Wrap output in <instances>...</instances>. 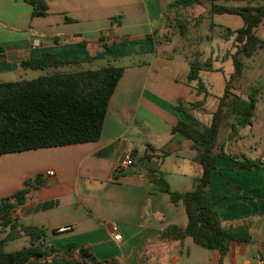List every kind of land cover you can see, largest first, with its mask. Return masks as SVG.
I'll list each match as a JSON object with an SVG mask.
<instances>
[{"label":"crops","instance_id":"crops-1","mask_svg":"<svg viewBox=\"0 0 264 264\" xmlns=\"http://www.w3.org/2000/svg\"><path fill=\"white\" fill-rule=\"evenodd\" d=\"M33 1L44 3V15H33ZM174 1L0 0V83L10 74L31 80L55 71L20 67L44 53L73 63L60 71L123 70L97 141L10 153L17 154L11 162L0 155V202L26 190L12 221L43 231L44 246L65 258L77 259L84 249L112 264L218 263L217 250L190 237H161L170 226L185 229L187 216L180 201L172 203L152 186L147 171L162 173L170 191L193 190L201 165L193 160L191 142L171 130L190 116L208 126L226 85L213 92L199 76L198 91L197 82H187L190 60L178 58L168 35ZM257 119L254 113L235 137L227 124L218 132L208 192L224 198L213 209L222 228H245L249 236L230 243L222 264L264 260V116ZM163 151L168 154L162 157ZM125 155H133L134 163L148 158L144 166L120 169ZM8 232L0 225V238ZM23 240L30 244L21 234L6 242L5 251H17Z\"/></svg>","mask_w":264,"mask_h":264},{"label":"trees","instance_id":"trees-1","mask_svg":"<svg viewBox=\"0 0 264 264\" xmlns=\"http://www.w3.org/2000/svg\"><path fill=\"white\" fill-rule=\"evenodd\" d=\"M210 2V15H231L242 19L243 26L235 31L224 33L228 40L234 36L236 51L232 54L233 74L226 82L219 106L208 126L202 125L193 117L187 121L179 120L172 128V134L191 142L195 151L193 160L201 165V176L194 181L193 190L185 193L170 191L163 174L148 168L149 182L159 191L169 195L172 203L181 202L186 216L185 229L175 226L166 228L161 237L167 240L180 241L190 237L193 242L207 250H217L222 260L232 241L249 240L245 228H222L218 213L213 209L222 200V195L210 197L208 188L210 173L214 169L216 155L214 149L218 132L223 124L231 130L230 137H235L240 128L251 123L256 98L249 96L246 101L232 96L230 82L240 75L243 67L242 58H249L257 47H264V41L254 33L255 28L264 23V7H231ZM34 16L45 14L44 3L33 1ZM201 0H175L169 9L199 5ZM184 24L179 23V34L184 35ZM171 27V26H170ZM70 61L59 60L52 54L44 53L36 59L21 62L22 69L46 71L31 80H18L0 83V155L19 153L29 150L69 146L97 141L102 132L103 121L108 110V102L119 79L122 68L105 65L96 70L60 71L59 68L71 65ZM211 70V61L200 63L189 62L187 82H197L198 91H202L199 73ZM185 113V110L176 106ZM231 119V122L228 121ZM168 153L163 151L162 157ZM224 156L223 154H220ZM133 159V155H131ZM148 157L137 159L131 166H144ZM253 165L254 163H248ZM130 166V167H131ZM245 168L246 166L243 165ZM25 191L0 202V225L9 227L5 238H0V264H112L97 261L92 254L79 249L76 258H65L59 251L43 244V231L34 227L18 226L12 221L11 212L16 206L24 203ZM21 234L28 236L30 244L20 250L7 252L6 242ZM43 246V248H42Z\"/></svg>","mask_w":264,"mask_h":264},{"label":"rangeland","instance_id":"rangeland-1","mask_svg":"<svg viewBox=\"0 0 264 264\" xmlns=\"http://www.w3.org/2000/svg\"><path fill=\"white\" fill-rule=\"evenodd\" d=\"M216 3L231 7L246 6L253 9L264 7V0H217ZM209 8L210 2L208 0H201L199 5L171 9V27L168 35H170V39L173 40V46L178 51V58L186 57L190 61L197 60L200 63L211 60V66L215 70L200 71L199 76L204 85H211L212 91L215 92L220 86L222 88L230 80L233 74L231 56L236 51L234 36H230L228 41L222 35L227 30L232 32L242 27L243 21L237 16L226 14L210 15ZM180 22L184 24V35L179 34ZM254 32L260 40L264 41V23L255 28ZM242 62L243 67L240 75L230 82V86L232 87L231 95L238 96L246 101H249V96H254L256 98V108L253 114L255 113V116L258 117L257 120L263 121L264 47H257L253 55L249 58H242ZM91 68L94 69L95 67ZM29 78L34 77H30L29 74L25 76L23 73H20L19 76L17 74H10L3 80L5 82H14L29 80ZM15 155L17 154H7L5 156L6 162L16 159ZM27 242V240H23L22 243L17 244V250L28 247L29 243Z\"/></svg>","mask_w":264,"mask_h":264},{"label":"built area","instance_id":"built-area-1","mask_svg":"<svg viewBox=\"0 0 264 264\" xmlns=\"http://www.w3.org/2000/svg\"><path fill=\"white\" fill-rule=\"evenodd\" d=\"M133 161H132V158L130 155H125L124 158L122 159V161L120 162V169L122 168H126V167H130L132 165ZM46 174L48 176H51L53 175V172L52 171H48L46 172ZM113 230H116V227L113 226ZM120 236L119 234H116L113 236V239L114 240H119ZM253 264H264V260H257L255 261Z\"/></svg>","mask_w":264,"mask_h":264}]
</instances>
